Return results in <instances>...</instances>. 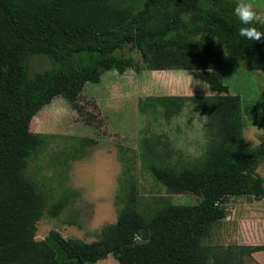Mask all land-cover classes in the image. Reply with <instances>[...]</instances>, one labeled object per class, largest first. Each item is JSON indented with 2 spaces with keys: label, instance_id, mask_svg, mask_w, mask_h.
<instances>
[{
  "label": "trees",
  "instance_id": "1",
  "mask_svg": "<svg viewBox=\"0 0 264 264\" xmlns=\"http://www.w3.org/2000/svg\"><path fill=\"white\" fill-rule=\"evenodd\" d=\"M235 0H0V264H240L264 246H206L203 240L227 215L231 197L264 198V139L252 148L244 140V109L229 93L221 72L245 66L264 74V37L239 35ZM256 10V9H255ZM257 11V10H256ZM137 51L142 65L119 56ZM33 57L51 68L29 73ZM185 71L205 82L212 95L148 97L141 107L161 108L169 119L191 104L206 118L203 157L177 168L151 161L154 177L170 194L201 197L197 205H169L145 214L138 209L136 183L116 222L99 239H65L52 230L36 239L46 198L25 175L29 157L45 136L31 131L37 114L57 97L66 99L87 125L94 116L80 102L86 83L99 84L112 70ZM97 145L82 140V149ZM152 157L153 147L144 146ZM80 152L78 149L75 154ZM162 160V159H161ZM162 163H166L163 165ZM65 203L48 213L58 217ZM252 258V257H251Z\"/></svg>",
  "mask_w": 264,
  "mask_h": 264
},
{
  "label": "rangeland",
  "instance_id": "2",
  "mask_svg": "<svg viewBox=\"0 0 264 264\" xmlns=\"http://www.w3.org/2000/svg\"><path fill=\"white\" fill-rule=\"evenodd\" d=\"M237 1V0H235ZM258 13H264V0H245ZM132 58L142 67L140 54L129 48L117 52ZM44 57H33L29 73L50 69ZM229 93L239 95L244 109V140L257 147L264 139V74L245 66L221 72ZM212 95L209 86L185 71H148L133 69L123 75L112 70L99 84L88 82L80 102L94 116L93 125L84 123L63 97H57L33 119L31 131L45 136L44 143L28 159L26 177L46 198V209L37 223L36 239L50 231L65 239L94 242L101 229L116 222L128 193V181L136 183L138 209L145 214L169 205H197L200 196L170 194L154 177L151 161L186 167L204 156L208 139L206 118L186 104L181 113L169 119L161 108L141 107L148 97ZM97 145L82 149L83 139ZM153 147L155 157L144 146ZM78 149L77 154L74 151ZM162 159V160H161ZM166 165V163H162ZM264 179V161L257 170ZM58 201L65 206L58 217L48 210ZM226 218L212 227L203 240L206 246L264 245V198L231 197L222 202ZM252 257V256H251ZM244 256L240 264H259ZM258 260L264 264V251ZM96 264H119L113 257Z\"/></svg>",
  "mask_w": 264,
  "mask_h": 264
},
{
  "label": "clouds",
  "instance_id": "3",
  "mask_svg": "<svg viewBox=\"0 0 264 264\" xmlns=\"http://www.w3.org/2000/svg\"><path fill=\"white\" fill-rule=\"evenodd\" d=\"M233 14L243 25H253L254 22L264 24V13H258L251 3L237 0ZM239 35L250 41H260L264 32L258 31L255 26L241 27Z\"/></svg>",
  "mask_w": 264,
  "mask_h": 264
},
{
  "label": "crops",
  "instance_id": "4",
  "mask_svg": "<svg viewBox=\"0 0 264 264\" xmlns=\"http://www.w3.org/2000/svg\"><path fill=\"white\" fill-rule=\"evenodd\" d=\"M174 72V71H173ZM175 72H180V71H175ZM207 95V94H206ZM246 246H260V245H254V244H252V245H246ZM264 246V245H263ZM260 252H263V251H260ZM260 252H255V253H253V255H252V258L257 262V263H259V264H262L259 260H258V256L260 255ZM108 259V258H107Z\"/></svg>",
  "mask_w": 264,
  "mask_h": 264
}]
</instances>
